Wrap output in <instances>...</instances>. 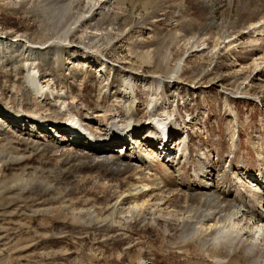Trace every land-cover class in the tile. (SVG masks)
<instances>
[{
    "label": "rangeland",
    "instance_id": "374dc122",
    "mask_svg": "<svg viewBox=\"0 0 264 264\" xmlns=\"http://www.w3.org/2000/svg\"><path fill=\"white\" fill-rule=\"evenodd\" d=\"M215 1L114 0L123 15L121 28L104 24L102 42L84 39L76 45L79 54L88 56L83 62L74 57L77 50L71 49V33L66 31L85 14V0H0V264L227 262L213 261L201 252L215 247L233 254L239 238L202 245L215 231L192 232L186 243L208 248L192 255L174 248L177 240L184 241L178 225H166L133 206L141 202L138 194L148 200L160 194L164 174L172 176V167L186 172L174 181L188 185L195 177L198 183L202 172L213 167V182L204 179L206 183L222 176L215 187L237 199L242 211L264 213V201L254 195L262 194L264 200V92L252 88L249 77L255 59L251 52L261 47L255 40L264 39L262 30L253 29L263 26L264 19L237 36L246 21L243 7L252 9L259 2L235 0L230 13L208 30L205 7ZM16 35L21 37L14 39ZM28 46L45 48L34 51ZM215 56L228 63L236 60L237 66L222 64L213 71ZM211 57L212 64L207 62ZM241 68L247 84L222 76ZM260 68L264 73V62ZM149 70L156 72L154 79L147 76ZM173 79L178 82L165 83ZM218 79L224 80V89L214 85ZM250 88L251 95H243ZM38 89L40 100L33 96ZM159 120L177 132V143L185 137L186 151L172 148L169 157L174 163L156 158L144 170V181L130 178L121 193L111 196L99 175L82 169L77 161L62 168L55 158L48 159L46 143L52 145L61 132L74 131L80 140L100 147L102 138L129 141V133L144 123L146 134L153 131L147 138L157 143ZM61 145L63 151L73 147L71 141ZM135 147L136 152L142 148L137 143ZM130 152L121 144L111 154L126 159ZM131 206L133 214L127 211ZM231 225L232 220L224 227ZM260 257L252 264H262Z\"/></svg>",
    "mask_w": 264,
    "mask_h": 264
},
{
    "label": "bare ground",
    "instance_id": "6f19581e",
    "mask_svg": "<svg viewBox=\"0 0 264 264\" xmlns=\"http://www.w3.org/2000/svg\"><path fill=\"white\" fill-rule=\"evenodd\" d=\"M113 1L114 0H85V6H84L86 9L85 14L82 15V17L75 24H73L74 27H72L71 29H67L66 31V33L72 34V35L70 34V38L72 40L70 39L71 41L69 45H72L71 49L77 50L76 55L74 56L75 58L80 57L81 61L83 62L86 61L85 57H88V56L84 54L82 55L79 54L78 53L79 49L76 45L82 44L84 39L102 42L101 35L103 34V32H100V29L104 24L115 25V26L117 25V28L118 27L121 28V25L124 19H123V15L119 13L116 7L119 1L114 2V3ZM234 1L235 0L233 1L232 0H216L213 4L206 6L205 15L207 18L206 19L207 25L205 28L208 30H211V28L215 27L217 23L221 22L224 18L225 13L226 12L230 13V11L233 9L232 2L234 3ZM258 2L259 3L255 7H252V9L249 5H246L243 7L242 12L244 16H246L245 17L246 21L241 22L239 26L240 29L236 32L237 36L242 37L243 29H247V28L250 29L255 26L254 24L260 23L261 20L264 19V0H258ZM112 4H114L115 6H111ZM92 20H96L97 23L91 24ZM78 23H79V26L77 27L76 25ZM261 30L264 35V25L260 26L258 29H253V31H258V32H260ZM202 32L199 34L200 38L205 37V34ZM3 34L8 36L13 33L4 32ZM20 37H21L20 35H16L13 38L18 39ZM261 37L264 38V36H261ZM238 39H241V38H238ZM261 39L262 38H257V40H255V41H258V40L260 41L261 47L254 49L251 52V55L255 56V59L253 60L254 64L250 65L249 69L251 70V73L249 77L252 75L251 87L252 88L254 87V89L264 92V73H263L262 68H260L261 64L264 62V44H263L264 39L262 40ZM10 42H12V40ZM261 43L263 45H261ZM27 48L33 49L34 51L35 50L42 51V49L45 47L38 48V47L28 46ZM122 51H120V53ZM191 53L194 54L195 52L191 51ZM105 56H108V55H105ZM121 60H123L124 63H129L125 57H123ZM208 61L211 64L214 63V57L207 59V62ZM258 61L261 63H257ZM227 63L228 62H226V59L217 57V59L215 60L213 71L220 70L222 68V64L226 65ZM87 66L89 67V64ZM232 66H237L236 60L235 62L230 63L229 69ZM243 73H245L244 68H241L240 70L233 71L228 74L222 73V76L227 75V77L236 79V81H241V84L244 85L248 81L249 78L248 77L242 78ZM147 74H148L147 76L151 79L152 78L154 79L156 77V72L154 71L149 70V73ZM34 79L35 78H33L32 80ZM223 81L224 80L222 79H218L214 85L224 89L225 85ZM177 82H178V79L176 80V82L173 79L172 81H166L165 83L170 85V83L174 84ZM252 88L248 89L249 91H245L243 95L244 94L251 95L249 93H250V90H252ZM33 94H34L33 95L34 98H38L39 100L42 97L41 89L40 90L38 89V91L36 90L35 92H33ZM156 95H159V94H154V93L151 94V96H156ZM252 97L256 98L257 96L252 95ZM146 117H147L146 122H148L149 115H146ZM7 120H9V122L13 124L15 123V120L12 118L11 119L8 118ZM115 120L117 119L115 118ZM1 124L3 125L2 127L8 126V124L6 125L4 124V122H1ZM156 124L161 131V134L158 133L159 140H157V143L152 142V139L150 137L147 138L148 135L153 134V131H150L149 134H146L149 131H146L148 129L144 131L143 129L144 123H143L142 125H140V127L134 128L129 133V136H128V138H130L129 141L122 140V139H115V138L106 140L105 138H102V145L99 143L100 147H95L88 142H84L80 140L76 132L69 130V131L61 132V136L58 137L60 139L52 143V145H49L46 143L47 147L45 148H49V152L47 154L48 159L50 157L55 158V162L59 164L62 168L70 166L72 163L77 161L79 164H81L82 169L86 168L88 169L89 172L97 173L99 175L100 180L102 182H105V184L107 185L106 187L108 189H105V190H107V192L110 193V195L112 196L114 195V193L117 194L119 192L121 193L122 191H124L122 189L126 186L127 180H129L130 178L134 176H137V178H139V180L143 182L144 176H145L144 170L147 169L146 168L147 165L153 163L156 158H159V159L161 158V160L163 159L164 161L165 159L167 160L171 159L173 160V163H174L175 162L174 158L169 157L170 153H174L172 151V148L177 147V151L181 152V154H183L186 151V150H182V148L184 147L182 144L184 142L183 140L185 137L183 138V136H181V138L179 139H182V140L178 141L177 143V137H176L177 132L169 131L167 126H164L165 123H163V121L161 120L157 121ZM164 128H167L166 129L168 131L167 133L166 131H164L165 130ZM16 140L18 141V139L15 138V141ZM63 141H66L68 143H70L71 141L73 143V147H70L69 149H67V151H63L62 149L59 148V147H62L61 144H63ZM132 141L135 144L132 143ZM136 143L142 147L141 150L144 153V155L140 154L141 153L140 149H139L140 151L138 152L135 151ZM121 144H125L127 147H129V149H131V152L125 155V158L127 157L126 159L120 156L111 154L114 151V148H116L117 146ZM131 146L133 147L131 148ZM86 147H89L90 151H84V148ZM167 160L166 162H170ZM136 161L138 163H136ZM180 163L177 162V166H179ZM172 168L173 170L170 171V175H172L173 177L169 176L168 173L167 174L162 173L164 174V177H165V179L161 182V184L163 185L160 186V183L154 184V186L161 187V188L159 187L160 189L158 188L160 191V194H156V196L150 200H148V198L145 199L146 196H144V193L138 194L139 196L137 198L141 199V202L137 203L136 205H133L134 207L135 206L139 207L138 212H140L141 209L147 210L146 214L152 213L153 218L157 221H161L166 225H172V224L178 225V228H181L180 230L182 232L181 238L184 239L185 241L184 242L182 240L183 242L182 241L178 242L177 240L176 244L173 243L175 244L174 248L179 251H187V252H190V254L192 255H198V253L201 252L202 249H205L206 246L205 248L201 249V247L199 248L198 246L200 243L199 244L196 243V245L194 243L187 244L188 243L187 239L190 238V235H192L191 233L196 232V233H199V234L202 233V235L203 234L205 235L207 233H211L215 231L213 232V234L211 235L212 237H210L209 240L204 237L203 240L205 242L202 245H206L207 244L206 242H209V241L211 242L214 241V243L232 242V239H231L232 237L239 238V243L241 244L235 247L236 250L233 252V254H229L228 252L224 251L223 250L224 248L223 249H216L215 247H210L211 249L206 248L208 250L205 249L206 250L205 253L201 252V254L206 255V258L213 259V261L214 259L215 260L220 259L223 261L227 260L225 264H252L254 259L256 263H258L259 262L258 257L261 255L259 260H261L262 264H264V213L262 214L260 212L256 213V211L250 208L249 209L246 208L245 211L244 210L242 211V209H240L239 206L236 205L238 201L237 199L228 198L225 194L226 192L224 193L223 191L220 190L222 187L220 189H218V187H215V184L220 182V180L222 179V176L219 175L220 176L219 177L215 174L218 180H214V183H206L209 181H204V179L211 180L213 178V173L214 172L216 173L215 171L216 168L210 167V168L205 169V171L202 172L200 176L199 182L198 183L195 182L197 180L195 177V180H192L193 184L191 185H188L186 183L178 184L177 180L175 182L174 181L175 177L181 178L185 175L186 172L185 170H182L180 167L179 169L176 167L178 170L175 169L174 167ZM68 172H70V170ZM252 181H258V179L253 178ZM259 181L263 182V179L260 178ZM211 182H213V179L211 180ZM248 189L251 190V188H248ZM104 194H105V197H109L108 195H106L107 194L106 192ZM254 195H256V198L258 197L262 201H264L262 198V194L259 195L258 193H255ZM129 208L130 209L127 211L130 213L132 212L133 214L135 212V209L132 206ZM152 214L151 215L149 214V215L152 216ZM233 218H235L236 220L235 219L233 220ZM228 220L230 221L232 220L231 229H227V227H224L227 222H230ZM242 220H244L243 223H240ZM219 225H223L222 227L223 232L221 231V229L218 230ZM234 225L236 229L238 228L239 229L235 230ZM189 226H190V229H189L188 235H185L184 232L186 229L189 228ZM231 233L235 235H232Z\"/></svg>",
    "mask_w": 264,
    "mask_h": 264
}]
</instances>
